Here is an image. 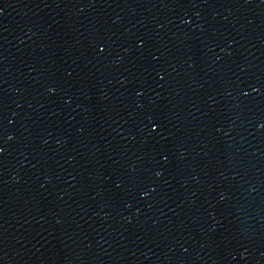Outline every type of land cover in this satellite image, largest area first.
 Segmentation results:
<instances>
[{
  "label": "water",
  "instance_id": "obj_1",
  "mask_svg": "<svg viewBox=\"0 0 264 264\" xmlns=\"http://www.w3.org/2000/svg\"><path fill=\"white\" fill-rule=\"evenodd\" d=\"M0 264H264V0H0Z\"/></svg>",
  "mask_w": 264,
  "mask_h": 264
}]
</instances>
